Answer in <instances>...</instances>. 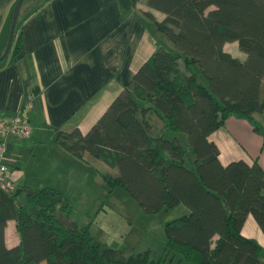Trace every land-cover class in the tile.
Segmentation results:
<instances>
[{
  "label": "trees",
  "instance_id": "trees-1",
  "mask_svg": "<svg viewBox=\"0 0 264 264\" xmlns=\"http://www.w3.org/2000/svg\"><path fill=\"white\" fill-rule=\"evenodd\" d=\"M147 3L166 13L155 22L174 48L160 46L87 133L77 127L57 138L116 167L103 173L110 191L124 187L146 213L181 204L189 213L166 223L158 259L150 250L125 256L96 240L90 225L67 221L71 206L59 190L30 191L33 216L18 199L22 187L0 188V264H264L263 248L241 233L249 214L264 231V168L258 160L222 163L210 137L230 115L254 123L264 112V0ZM232 40L244 60L224 49ZM10 219L21 239L13 248Z\"/></svg>",
  "mask_w": 264,
  "mask_h": 264
},
{
  "label": "crops",
  "instance_id": "crops-1",
  "mask_svg": "<svg viewBox=\"0 0 264 264\" xmlns=\"http://www.w3.org/2000/svg\"><path fill=\"white\" fill-rule=\"evenodd\" d=\"M17 1L0 0V54L8 41ZM165 17V12L147 0H24L16 28L18 40L0 62V116L12 117L24 109L34 126L26 138L7 136L6 150L0 156L13 172L17 187L23 188L18 196L22 204L36 207L28 194L45 188L59 190L69 204L75 197L83 204L94 202L97 170L118 173L88 150L84 156L74 154L57 137L60 131L77 127L87 133L160 46L174 48L156 26L155 20ZM224 49L241 60L247 57L238 40L227 41ZM253 115L254 123L230 115L212 132L222 163L258 160L264 168V112ZM98 187L109 188L103 174ZM181 205L177 207L182 215L188 214L189 209ZM70 206L67 221L75 216L72 222L91 229V222L81 223ZM241 233L260 244L264 258V231L253 214L247 216ZM5 239L9 248L20 244L14 219L7 222ZM117 249L125 256L135 254Z\"/></svg>",
  "mask_w": 264,
  "mask_h": 264
},
{
  "label": "rangeland",
  "instance_id": "rangeland-1",
  "mask_svg": "<svg viewBox=\"0 0 264 264\" xmlns=\"http://www.w3.org/2000/svg\"><path fill=\"white\" fill-rule=\"evenodd\" d=\"M152 117L155 121L158 120L157 114H152ZM260 126L263 128L262 125ZM181 141L188 145L185 136H181ZM102 174L97 170L99 179L94 189V202L90 200L83 204L79 198H72L70 204L76 210L77 219L81 223L91 222L92 235L96 240L108 246L120 247L126 254L150 250L152 257L158 259L163 254L166 245L165 225L174 219L177 212H180V207L154 214L146 213L124 187H117L111 191L107 187L99 188L98 184L102 179ZM21 195L27 204L26 195L24 193ZM29 207L32 215L35 216L38 207ZM182 213L180 212L178 216ZM87 214L90 216L85 220L83 215ZM74 217H71L72 221Z\"/></svg>",
  "mask_w": 264,
  "mask_h": 264
},
{
  "label": "built area",
  "instance_id": "built-area-1",
  "mask_svg": "<svg viewBox=\"0 0 264 264\" xmlns=\"http://www.w3.org/2000/svg\"><path fill=\"white\" fill-rule=\"evenodd\" d=\"M23 110L21 109L12 117L0 116V156H3L6 150L7 136L13 135L14 137L23 139L31 135L34 126ZM0 188L8 193L17 190L14 174L7 163L3 161H0Z\"/></svg>",
  "mask_w": 264,
  "mask_h": 264
},
{
  "label": "water",
  "instance_id": "water-1",
  "mask_svg": "<svg viewBox=\"0 0 264 264\" xmlns=\"http://www.w3.org/2000/svg\"><path fill=\"white\" fill-rule=\"evenodd\" d=\"M23 3H24V0H18L15 7H14L10 34L8 37L6 47H5L4 51L0 54V62L6 57V55L9 53V51L13 45L15 34H16V28H17V24H18V19H19V15H20V11H21V7H22Z\"/></svg>",
  "mask_w": 264,
  "mask_h": 264
}]
</instances>
